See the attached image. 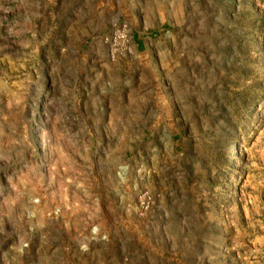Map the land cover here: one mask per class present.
Masks as SVG:
<instances>
[{"label":"rangeland","instance_id":"rangeland-1","mask_svg":"<svg viewBox=\"0 0 264 264\" xmlns=\"http://www.w3.org/2000/svg\"><path fill=\"white\" fill-rule=\"evenodd\" d=\"M0 264H264V0H0Z\"/></svg>","mask_w":264,"mask_h":264}]
</instances>
